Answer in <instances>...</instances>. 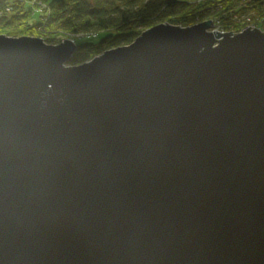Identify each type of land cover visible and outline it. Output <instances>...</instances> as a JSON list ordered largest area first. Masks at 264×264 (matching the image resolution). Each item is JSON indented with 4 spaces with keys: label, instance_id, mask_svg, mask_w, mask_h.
Returning <instances> with one entry per match:
<instances>
[{
    "label": "water",
    "instance_id": "1",
    "mask_svg": "<svg viewBox=\"0 0 264 264\" xmlns=\"http://www.w3.org/2000/svg\"><path fill=\"white\" fill-rule=\"evenodd\" d=\"M213 27L0 34V264H264V32Z\"/></svg>",
    "mask_w": 264,
    "mask_h": 264
},
{
    "label": "trees",
    "instance_id": "2",
    "mask_svg": "<svg viewBox=\"0 0 264 264\" xmlns=\"http://www.w3.org/2000/svg\"><path fill=\"white\" fill-rule=\"evenodd\" d=\"M207 19L225 32H264V0H0V34L48 44L72 38L77 48L69 65L129 45L156 24L188 27Z\"/></svg>",
    "mask_w": 264,
    "mask_h": 264
},
{
    "label": "rangeland",
    "instance_id": "3",
    "mask_svg": "<svg viewBox=\"0 0 264 264\" xmlns=\"http://www.w3.org/2000/svg\"><path fill=\"white\" fill-rule=\"evenodd\" d=\"M213 28H214V27H213ZM215 28H216V27H215ZM219 30L222 31L221 28H220ZM70 39H72V38H70ZM99 39H100V38H99ZM63 41H64V40H63ZM77 41H78L79 43H81L80 40H77ZM58 44H59V43H58Z\"/></svg>",
    "mask_w": 264,
    "mask_h": 264
},
{
    "label": "built area",
    "instance_id": "4",
    "mask_svg": "<svg viewBox=\"0 0 264 264\" xmlns=\"http://www.w3.org/2000/svg\"><path fill=\"white\" fill-rule=\"evenodd\" d=\"M216 24L214 23V29L219 30V27H216Z\"/></svg>",
    "mask_w": 264,
    "mask_h": 264
}]
</instances>
